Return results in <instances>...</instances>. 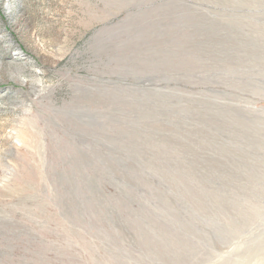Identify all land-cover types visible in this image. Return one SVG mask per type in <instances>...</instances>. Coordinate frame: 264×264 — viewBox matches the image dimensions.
<instances>
[{"label":"rangeland","instance_id":"rangeland-1","mask_svg":"<svg viewBox=\"0 0 264 264\" xmlns=\"http://www.w3.org/2000/svg\"><path fill=\"white\" fill-rule=\"evenodd\" d=\"M0 264H264V0H0Z\"/></svg>","mask_w":264,"mask_h":264}]
</instances>
